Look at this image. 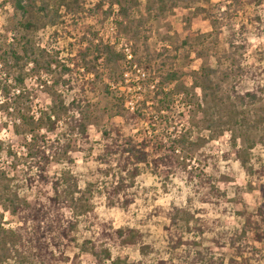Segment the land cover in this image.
<instances>
[{"label": "rangeland", "instance_id": "rangeland-1", "mask_svg": "<svg viewBox=\"0 0 264 264\" xmlns=\"http://www.w3.org/2000/svg\"><path fill=\"white\" fill-rule=\"evenodd\" d=\"M223 1H183L160 13L152 0H136L131 35L104 14L108 3L92 14L62 10L55 24L33 18L29 37L55 62L49 70L28 66L22 86L12 71L10 95L23 88L22 107L36 116L59 109L92 122L86 137L75 122L44 128L59 156L44 173L25 171L15 119L0 110V264H154L170 256L172 237L183 238L179 252L188 240L226 261L234 255L229 236L241 227L243 205L264 209V0ZM12 2L0 0V49L24 41L28 18ZM204 9L222 16V26ZM105 45L125 60L96 61L95 48ZM204 69L216 71L212 83ZM5 78L0 66V101ZM110 128L142 145L151 166L131 178L116 164L120 155L112 167L103 163ZM32 214L40 215L47 258L6 255L15 235L3 230L19 234ZM248 242L263 251L253 261L264 263V244Z\"/></svg>", "mask_w": 264, "mask_h": 264}, {"label": "trees", "instance_id": "trees-1", "mask_svg": "<svg viewBox=\"0 0 264 264\" xmlns=\"http://www.w3.org/2000/svg\"><path fill=\"white\" fill-rule=\"evenodd\" d=\"M188 1L189 3L197 0H152L154 8L158 9L160 13H164L167 8L172 4L178 2ZM227 1L239 2V0H224L225 4ZM13 7L16 12L20 13L22 17L28 18L25 27L26 33L22 36L23 42L18 41L19 46L14 43H10L4 49H0V66L7 78H5V85L3 86V100L0 101V110L4 111L6 115L14 117L15 119V130L16 133L22 138V145L25 149L26 156V169L25 171H47L49 164L58 158L59 152H57V146L54 142L47 139V136L42 133L44 128L52 130L54 125L58 122L63 121L67 124H78V129L81 135L87 136L88 126L92 122L91 119L85 117H78L74 112L69 114L63 110H53L52 115L41 114L36 116L30 114L26 108L22 107V100L24 99L25 90L23 88L17 89V94L11 96L9 89L7 88L8 81L12 76V71H18V75L13 77L14 80L20 85L25 83V72L28 66L32 65V71L38 69L49 70L54 61L43 60L44 55L38 54V51L46 52V49H38V46L32 42L29 34L32 32L33 18L38 17L43 21L44 26L47 24H55L57 20H60L62 10L75 12L81 11L86 12L88 10L91 14L94 12H101L108 3V7L104 11V14L114 15V20L117 27L122 28L123 32L127 35H131L132 22L130 20L129 8H133L136 0H13ZM115 5H118L116 13ZM227 7V5H226ZM230 8L231 5L229 6ZM212 8V6L210 7ZM206 17L212 21V24L217 28L222 26L220 21L222 16L214 17L207 9ZM228 12V9H227ZM35 26V25H34ZM138 32V30H136ZM136 32V33H137ZM136 33L134 35H136ZM241 33V32H240ZM236 38L230 39V48L236 47ZM97 54L95 60L99 61L104 59L107 64H121L125 60V56L115 51L109 45H105L102 49L100 47L95 48ZM135 52V48H134ZM233 52V51H231ZM92 70V69H89ZM89 70L88 73H91ZM207 73L205 81L212 83L211 74L216 75V71L212 69H204ZM96 72V70H92ZM235 73L233 68L223 71V81H227L231 75ZM1 84V83H0ZM252 99H257L256 93H248ZM241 99L243 97L239 95ZM58 103L60 107H63L65 101L58 97ZM82 101L75 100L74 105L76 108L80 107ZM79 113V112H78ZM53 117L55 119H53ZM94 122V121H93ZM115 132V134H113ZM103 137L111 140L110 143L105 145L103 152L99 155L100 160L108 166L112 167V158L120 155L121 159L117 158L118 163L123 164L122 171L131 172L129 177L134 178L140 172V165L145 164L151 166V159L147 156L142 145H138L133 139L122 135L121 129H105L103 131ZM178 141V140H177ZM67 153L65 150L64 154ZM156 163V161H154ZM128 164H133L131 169H128ZM205 175V173L203 172ZM43 176V175H42ZM120 188V187H119ZM58 191V188H56ZM218 191V190H216ZM215 191V192H216ZM214 192V193H215ZM219 192V191H218ZM18 190H15V197H18ZM217 196L222 198V195L217 193ZM126 201V200H125ZM29 207V205H28ZM18 206H15L17 209ZM241 216V227L235 229L232 235L229 236V245L234 250V255H231L230 259L226 261L227 254H221L216 256L215 253L211 252L210 249H198L201 241H185L187 248L184 251L179 252L180 246H182L183 238L178 237V242L175 237L170 238V256L168 258H160L154 264H264L256 263L253 260L257 253L259 255L263 253L261 249H256L254 245H250L248 239L256 243L264 244V209H258V211H250L247 205H243L242 211L239 212ZM24 226L21 227V232L11 233L3 230V235L8 237L10 234L15 235L10 240V245L7 246L8 250H12L14 253H8L5 250L6 255L17 256L21 259H28L29 257L33 260L44 261L49 254L48 246L45 241H41L40 237V215L32 214L29 217L22 218ZM30 226L32 228L30 229ZM201 229V228H200ZM172 236V235H170ZM7 243V242H6ZM7 245V244H6ZM261 262V259H258Z\"/></svg>", "mask_w": 264, "mask_h": 264}, {"label": "built area", "instance_id": "built-area-1", "mask_svg": "<svg viewBox=\"0 0 264 264\" xmlns=\"http://www.w3.org/2000/svg\"><path fill=\"white\" fill-rule=\"evenodd\" d=\"M128 52H129V50H128Z\"/></svg>", "mask_w": 264, "mask_h": 264}]
</instances>
